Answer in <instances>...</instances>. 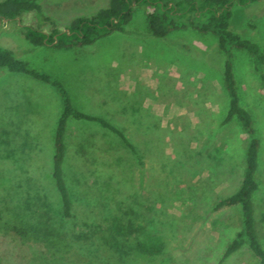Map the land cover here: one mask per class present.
Returning a JSON list of instances; mask_svg holds the SVG:
<instances>
[{"label":"rangeland","instance_id":"374dc122","mask_svg":"<svg viewBox=\"0 0 264 264\" xmlns=\"http://www.w3.org/2000/svg\"><path fill=\"white\" fill-rule=\"evenodd\" d=\"M107 3L41 0L39 13L0 26V46L57 78L76 108L123 129L138 157L98 125L69 121L66 170L79 191L73 190V219L60 221L49 178L60 101L49 86L0 72V216L60 227L78 245L108 235V228L115 241L127 236L148 246L159 264H218L239 229L238 215L211 209L238 187L246 137L235 119L221 123L226 57L215 38L191 29L152 38L140 8L124 32L85 49L33 47L23 37V26L62 31ZM229 29L264 53V0L235 5ZM231 55L239 104L259 141L253 203L264 246V91L252 59L242 50ZM12 240L0 235V264L52 262L43 244ZM221 264L258 262L244 246Z\"/></svg>","mask_w":264,"mask_h":264},{"label":"trees","instance_id":"16d2710c","mask_svg":"<svg viewBox=\"0 0 264 264\" xmlns=\"http://www.w3.org/2000/svg\"><path fill=\"white\" fill-rule=\"evenodd\" d=\"M41 0L0 1V26L15 22L23 15L40 12ZM257 0H108L104 8L90 16L76 17L69 21L62 31L52 29L42 32L38 28L23 26L24 39L33 47H47L54 50L85 49L98 40L113 33L124 32L135 9H142L148 35L165 39L173 32L191 29L200 34H210L216 40L218 51L226 59L222 68V86L227 96V111L222 124L235 119L246 137L243 157V171L237 189L230 195L217 200L212 211L235 209L239 229L224 247L218 264L246 246L258 264H264V246L257 230L253 196L258 190L256 171L258 168L259 141L255 136L252 119L239 104L236 83L232 70V50L244 51L253 61L254 69L264 91V53L259 46L240 38L229 29L232 8L254 3ZM0 72L29 78L41 85L49 86L60 101V111L55 121L49 178L60 205V221L73 219V190L79 191L72 172L66 170L68 144L65 139L69 131L68 122L98 125L134 156L138 157L133 144L124 130L117 128L105 117L94 116L76 108L64 85L55 77L34 69L16 54L0 46ZM78 145V143H77ZM74 152L77 155L78 152ZM74 191V192H75ZM1 213V211H0ZM8 217V216H7ZM49 231L43 222L30 223L24 217L7 219L0 216V235L41 243L53 258L50 264H159L160 256L148 252V246L129 241L127 236L115 241L111 230L99 238L79 245L62 236L60 227ZM111 235V236H109ZM42 264H46L43 263ZM49 264V263H48Z\"/></svg>","mask_w":264,"mask_h":264}]
</instances>
